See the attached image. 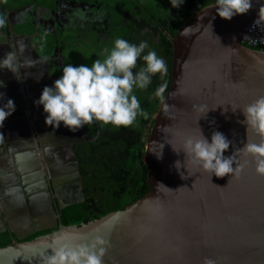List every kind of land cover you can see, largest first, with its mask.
<instances>
[{"label":"water","instance_id":"1","mask_svg":"<svg viewBox=\"0 0 264 264\" xmlns=\"http://www.w3.org/2000/svg\"><path fill=\"white\" fill-rule=\"evenodd\" d=\"M212 6L196 12L172 39L168 107L161 102L143 154L150 190L125 209L80 226L60 224L30 241L13 239L0 248V264H42L51 247L87 243L96 235L109 241L104 264H264V176L239 151L260 139L240 123L239 109L264 95V51L241 41L259 4L252 0L247 13L229 20ZM194 105L206 106L207 113L200 117ZM198 127L207 138L223 133L230 141L223 155L248 161L239 178H209L166 142L179 150L185 136L199 134ZM3 145L0 127V153ZM78 185L82 201L81 179Z\"/></svg>","mask_w":264,"mask_h":264},{"label":"clouds","instance_id":"2","mask_svg":"<svg viewBox=\"0 0 264 264\" xmlns=\"http://www.w3.org/2000/svg\"><path fill=\"white\" fill-rule=\"evenodd\" d=\"M256 2L259 8L253 25L259 27L264 24V0ZM169 3L173 8H179L184 0H169ZM212 7H215L216 15L229 20L237 14L247 13L252 7V0H214ZM186 28L182 30L181 35L185 34ZM23 48L21 44L18 49L21 55ZM138 60L142 61L139 65ZM21 67H25V64L19 59L16 51L9 50L0 57V70L7 69L17 79H20L17 73ZM167 70L164 58L149 47L147 41L132 43L122 37H116L111 47L104 49L103 58L94 59L90 66L64 64L60 69L59 78L50 86L45 85L39 98L33 103L42 106L43 113L46 114L44 123L53 129L60 127L61 122L71 131L93 122L127 127L136 123L138 117L147 119L148 113L142 108L135 90L147 89L154 75L159 74L161 82L151 95L158 98L164 109H167L164 93L168 84L163 80ZM0 87H4L3 81H0ZM193 107L201 112L200 117L208 111L204 105ZM239 109L243 115L240 123L245 125L246 129L251 128L260 137L258 142H246L239 151L245 156H251L256 174L264 176V95H259ZM14 110L13 100H5L4 94L0 92V127ZM198 129V135H187L183 138L179 150L169 141L166 142L174 152H183L184 159L187 158L207 172L209 178L212 175L223 177L226 174H230V179L239 178L248 161L239 163L233 153L223 155L229 148L230 141L220 131H213L210 138H207L199 127ZM161 145L162 149L163 144ZM159 155L160 152L157 158ZM174 166L179 171L182 162L177 160ZM108 246L109 241L100 235L94 236L87 243L59 244L50 248L51 251L43 257L42 264H104ZM205 264L214 262L206 260Z\"/></svg>","mask_w":264,"mask_h":264},{"label":"flooded vegetation","instance_id":"3","mask_svg":"<svg viewBox=\"0 0 264 264\" xmlns=\"http://www.w3.org/2000/svg\"><path fill=\"white\" fill-rule=\"evenodd\" d=\"M0 14L5 24L0 28V57L9 50L16 51L19 59L25 64L17 73L20 79L7 69L0 70V81L4 83V87H0V92L4 94V99H12L15 105V110L7 118L28 117V120H23L28 122V126L25 127L26 131L28 130L26 136L24 135L25 139L33 136L38 129L45 134L43 139L52 145L39 164L44 174L43 186L41 184L31 186L29 182H23L20 180L21 177L28 180V173L22 175L13 171L8 159L0 161L4 164L2 168L3 164L0 163L2 166L0 199L6 192L21 196L27 191H44L48 195L46 206L48 211L43 219L50 220L56 225L59 224L58 210L79 202L82 196L78 185V181L80 179L82 181L78 146L94 139L95 136L88 139L84 125L76 131H71L61 122L60 127L53 129L44 123L46 114L43 113L42 106L34 105L33 101L39 98L45 85L50 86L61 75L60 69L68 63L65 52L78 43L93 47L96 46V42L111 39L114 15L96 2L81 0H47L43 5L32 3L15 9L4 8ZM48 35L55 38L56 45L52 52L46 54V51L35 45V41L39 40L42 46L41 42L44 43ZM21 44L24 46L22 55L18 51ZM20 124V120L14 123L3 122L1 127L3 147H9V144L21 137L18 133ZM26 201L27 198L24 199L25 203ZM31 206H34L33 203ZM1 209L0 234L8 233L12 240L43 229H39L40 225H37L40 218L33 221L36 226L15 227V230L11 231L10 228L13 226L7 218L9 213Z\"/></svg>","mask_w":264,"mask_h":264},{"label":"trees","instance_id":"4","mask_svg":"<svg viewBox=\"0 0 264 264\" xmlns=\"http://www.w3.org/2000/svg\"><path fill=\"white\" fill-rule=\"evenodd\" d=\"M47 0H26L16 4L0 2V12L6 9H15L23 5L37 3L43 5ZM96 2L98 5L109 9L114 15L112 23V35L108 41L96 42L92 57L103 58L104 49L110 48L116 37H122L129 42L138 43L147 41L149 47L156 50L157 54L164 58L167 65V73L163 80L168 87L171 81L172 65V39L184 24V19L191 11H199L214 4V0H184L179 8H173L169 0H159L158 6L147 8L140 3L128 2L105 4L100 0H81ZM0 14V28L5 26ZM35 41L46 54L52 52L55 47V38L48 35L42 46L40 41ZM264 51V49L254 48ZM142 61L138 60L137 64ZM161 82L159 74L152 77V82L145 90H135L141 106L147 111V119L138 117L137 122L131 126L115 127L112 125L97 124V134L94 139L78 146L80 170L83 186V200L58 210L59 224L53 227L43 228L23 238L18 242L30 241L39 236L53 233L59 225H77L99 219L104 215L117 210H123L134 201L141 198L150 190L147 177V167L143 163V154L146 149L148 135L153 118L161 104L158 98L151 95L155 87ZM12 237L8 233L0 234V248L11 243Z\"/></svg>","mask_w":264,"mask_h":264},{"label":"crops","instance_id":"5","mask_svg":"<svg viewBox=\"0 0 264 264\" xmlns=\"http://www.w3.org/2000/svg\"><path fill=\"white\" fill-rule=\"evenodd\" d=\"M24 119L28 120V117H9L4 120V123H14L20 120L21 126L18 127V133L21 137L15 142L9 144V147H2L0 161L2 159H8L10 160L9 163L13 171L19 172L22 175L25 174V172L28 173V180L23 176L21 177L20 180L23 182L27 181L31 186L39 184L43 186L44 174L42 169L39 168V164L40 160L43 159L52 145L47 143L46 139H43V135L45 134L41 133L38 129L32 134L33 136L25 139L24 135L28 133V130L26 131L25 127L28 126V122H24ZM0 163L3 164L2 162ZM1 167L2 166L0 165V170L4 168V164L3 167ZM39 193L44 195L46 199L37 198ZM31 196H35V198L33 197L32 202H29ZM47 197L48 196L44 191H27L25 194H21V196L13 192H6L0 199V207H3L4 209H0L9 213L7 218L11 221V225L14 228L35 226L33 221L45 218L44 216L48 211L46 207L48 206ZM25 198H27L26 203L24 202ZM31 203H33L34 206L30 207ZM32 213H34V215L36 214V216H33Z\"/></svg>","mask_w":264,"mask_h":264},{"label":"rangeland","instance_id":"6","mask_svg":"<svg viewBox=\"0 0 264 264\" xmlns=\"http://www.w3.org/2000/svg\"><path fill=\"white\" fill-rule=\"evenodd\" d=\"M21 1H26V0H0V2L3 4V6L7 4H16ZM104 2L105 4L112 5L113 3H123L127 4L128 2H133V3H140L147 8H152V6H158V1L159 0H100ZM197 11H191L188 13L186 18L184 19V23L187 22L190 18H192ZM91 46V45H90ZM88 46L86 44H77L72 47L68 52H65V56L68 59V63L72 64L73 66L84 64V65H91V62L94 60V57L92 55L94 52L97 50H94L95 46ZM87 134H88V139L93 138L97 134V126L96 123L93 122L90 125H84ZM150 130H146V135H149ZM50 217V216H49ZM47 218V217H46ZM37 225H40L38 228H48V227H53L55 224L51 222L50 220H44L43 218L37 223ZM36 226V225H35Z\"/></svg>","mask_w":264,"mask_h":264},{"label":"built area","instance_id":"7","mask_svg":"<svg viewBox=\"0 0 264 264\" xmlns=\"http://www.w3.org/2000/svg\"><path fill=\"white\" fill-rule=\"evenodd\" d=\"M254 19L244 28L241 41L251 48L264 49V24L257 27L253 25Z\"/></svg>","mask_w":264,"mask_h":264},{"label":"bare ground","instance_id":"8","mask_svg":"<svg viewBox=\"0 0 264 264\" xmlns=\"http://www.w3.org/2000/svg\"><path fill=\"white\" fill-rule=\"evenodd\" d=\"M37 198H44V199H46V198L44 197V195H39V194H38ZM37 198H36V199H37ZM36 199H34V200H36ZM32 200H33V198L31 197V198H30V201H32Z\"/></svg>","mask_w":264,"mask_h":264}]
</instances>
